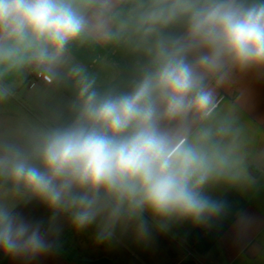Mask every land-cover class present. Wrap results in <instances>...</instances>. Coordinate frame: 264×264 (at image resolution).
<instances>
[{
	"label": "clouds",
	"instance_id": "clouds-1",
	"mask_svg": "<svg viewBox=\"0 0 264 264\" xmlns=\"http://www.w3.org/2000/svg\"><path fill=\"white\" fill-rule=\"evenodd\" d=\"M111 7L112 0H0V67L34 63L56 75L73 41L111 35ZM137 31L151 41L150 59L129 90L101 93L83 68H73L75 119L23 142L0 141L5 256L50 252L59 214L77 230L96 224L103 240L127 224L147 236L146 212L161 229L172 219L202 223L220 213L205 187L235 161L229 127L214 120L209 82L264 68V0H150ZM15 199L42 202L53 212L48 227L15 210Z\"/></svg>",
	"mask_w": 264,
	"mask_h": 264
},
{
	"label": "crops",
	"instance_id": "crops-1",
	"mask_svg": "<svg viewBox=\"0 0 264 264\" xmlns=\"http://www.w3.org/2000/svg\"><path fill=\"white\" fill-rule=\"evenodd\" d=\"M149 3L112 0L111 35L89 32L73 41L56 75L44 72L49 81L36 77L42 70L34 63L0 67V88L8 89L0 96V141L23 142L36 130L70 124L79 95L73 68H83L101 93L129 90L150 59L151 41L137 31L139 13ZM209 87L215 91L214 120L229 127L235 161L227 175L212 177L205 187L222 204L220 213L202 223L172 219L161 229L146 212L147 236L127 224L103 240L96 224L77 230L66 214H59L50 252L32 260L0 252V264H264V68L233 70L223 82L211 80ZM5 196L0 188V197ZM11 203L48 227L53 212L39 200Z\"/></svg>",
	"mask_w": 264,
	"mask_h": 264
},
{
	"label": "built area",
	"instance_id": "built-area-1",
	"mask_svg": "<svg viewBox=\"0 0 264 264\" xmlns=\"http://www.w3.org/2000/svg\"><path fill=\"white\" fill-rule=\"evenodd\" d=\"M37 78L44 79V80H50V77L45 74L43 71H39L36 75ZM31 87V85H29Z\"/></svg>",
	"mask_w": 264,
	"mask_h": 264
}]
</instances>
